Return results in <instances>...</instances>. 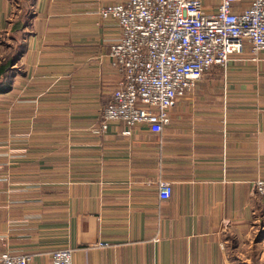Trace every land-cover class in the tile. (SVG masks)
Wrapping results in <instances>:
<instances>
[{
	"label": "crops",
	"instance_id": "crops-1",
	"mask_svg": "<svg viewBox=\"0 0 264 264\" xmlns=\"http://www.w3.org/2000/svg\"><path fill=\"white\" fill-rule=\"evenodd\" d=\"M219 1L202 0L208 13ZM25 2L0 0V30ZM124 2L28 4L22 73L0 96V255L51 264L69 249L71 264H251L264 239L254 189L264 180V51L254 58L245 44L210 68L159 134L144 125L125 134L120 121L102 129L119 28L98 11Z\"/></svg>",
	"mask_w": 264,
	"mask_h": 264
},
{
	"label": "built area",
	"instance_id": "built-area-1",
	"mask_svg": "<svg viewBox=\"0 0 264 264\" xmlns=\"http://www.w3.org/2000/svg\"><path fill=\"white\" fill-rule=\"evenodd\" d=\"M240 2L220 0L213 13L202 0H125L101 7L99 17L119 28L108 53L118 78L101 109V128L120 121L125 134L139 125L159 134L169 124L168 111L210 68H224L245 44L254 58L264 51V0H250L237 12L233 5ZM254 189L264 202V180L256 179ZM170 194V185L160 182L158 198L167 200ZM71 262L69 249L51 255V264ZM0 264H29V259L5 252Z\"/></svg>",
	"mask_w": 264,
	"mask_h": 264
},
{
	"label": "trees",
	"instance_id": "trees-1",
	"mask_svg": "<svg viewBox=\"0 0 264 264\" xmlns=\"http://www.w3.org/2000/svg\"><path fill=\"white\" fill-rule=\"evenodd\" d=\"M31 2L32 0H26L20 7L17 18L7 22L5 30H0V96L10 92L17 73H22L19 62L24 50L25 31L29 20L28 4ZM1 38H4L3 42Z\"/></svg>",
	"mask_w": 264,
	"mask_h": 264
},
{
	"label": "rangeland",
	"instance_id": "rangeland-1",
	"mask_svg": "<svg viewBox=\"0 0 264 264\" xmlns=\"http://www.w3.org/2000/svg\"><path fill=\"white\" fill-rule=\"evenodd\" d=\"M20 5V4H19ZM20 9V8H19ZM17 13V12H16ZM3 39L4 38H1L2 42H3ZM3 54V53H1ZM210 70H208L207 72H209ZM206 72V73H207ZM3 105V104H2ZM257 238H260L259 236H256V233L255 235L251 238V240L254 242L257 240ZM256 239V240H255ZM262 239V238H261ZM245 250V249H243ZM264 253V239L262 240V242L259 243V245H253L251 247V251H250V254H251V264H264V257L262 258L261 261H257V257L261 254Z\"/></svg>",
	"mask_w": 264,
	"mask_h": 264
}]
</instances>
